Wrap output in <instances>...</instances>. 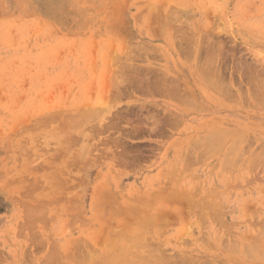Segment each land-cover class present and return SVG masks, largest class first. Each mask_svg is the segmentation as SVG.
<instances>
[{
	"label": "rangeland",
	"instance_id": "1",
	"mask_svg": "<svg viewBox=\"0 0 264 264\" xmlns=\"http://www.w3.org/2000/svg\"><path fill=\"white\" fill-rule=\"evenodd\" d=\"M263 151L264 0H0V264H264Z\"/></svg>",
	"mask_w": 264,
	"mask_h": 264
},
{
	"label": "bare ground",
	"instance_id": "2",
	"mask_svg": "<svg viewBox=\"0 0 264 264\" xmlns=\"http://www.w3.org/2000/svg\"><path fill=\"white\" fill-rule=\"evenodd\" d=\"M175 11H176V10H175ZM172 18H173V17H172ZM170 19H171V18H170ZM173 19H174V18H173ZM175 19H176V18H175ZM177 19H178V18H177ZM176 22H177V21H176ZM177 27H178V26H177ZM173 28H174V27H173ZM174 29L176 30V28H174ZM174 29H173V30H174ZM179 30H180V29H179ZM175 32L177 33L178 31L176 30ZM173 33H174V32H173ZM184 39H185V38H184ZM185 40H186V39H185ZM187 40H188V39H187ZM173 41H174V40H173ZM187 42H188V41H187ZM191 42H192V41H191ZM189 43H190V42H189ZM187 46H188V45H187ZM180 47H181V46H180ZM184 47H185V46H184ZM186 49H187V48H186ZM208 65H209V64H208ZM209 70H210V69H209ZM209 70H208V71H209ZM206 71H207V70H206ZM125 77H126V76H125ZM137 77H139V75H138ZM157 77H158V76H157ZM161 77H162V76H161ZM131 78H132V77H131ZM131 78H130V79H131ZM163 78H164V77H163ZM130 79H129V80H130ZM136 79H137V78H136ZM167 79H168V78H167ZM149 80H150V79H149ZM165 81H166V79H165ZM167 81H168V80H167ZM120 82H121V81H120ZM159 82H160V81H159ZM118 83H119V82H118ZM144 83H145V82H144ZM150 83H151V82H150ZM166 83H167V82H166ZM151 84H152V83H151ZM159 84H160V83H159ZM122 85H123V84H122ZM148 85H149V84H148ZM156 85H157V84H156ZM218 85H219V84H218ZM120 86H121V85H120ZM144 86H145V85H144ZM160 86H161V85H160ZM160 86H158V87H160ZM154 87H155V86H154ZM153 89H154V88H153ZM156 89H157V88H156ZM170 89H171V88H170ZM154 90H155V89H154ZM168 90H169V89H168ZM177 90H178V89H177ZM221 90H222V89H221ZM257 92H259V91H257ZM163 93H164V92H163ZM171 93H173V92L171 91ZM175 94H176V93H175ZM165 95H166V94H165ZM184 95H185V94H184ZM166 96H167V95H166ZM173 97H175V96H173ZM179 97H180V96H179ZM176 99H177V98H176ZM173 100H174V99H173ZM178 100H181V98L178 99ZM261 103H262V101H261ZM181 106H182V105H181ZM87 112H88V111H87ZM87 112H86V113H87ZM87 114H88V113H87ZM91 115H92V113H91ZM91 115L89 116V118L91 117ZM87 116H88V115H87ZM92 116H93V115H92ZM89 118H88V119H89ZM79 119H80V117H79ZM81 119H82V118H81ZM85 119H86V118H85ZM88 119H87V120H88ZM69 120H70V119H69ZM72 120H73V119H72ZM72 120H71V121H72ZM83 121H84V118H83ZM172 121H173V120H172ZM66 122H67V121H66ZM78 123H79V122H78ZM68 124H69V123H68ZM70 124H72V123H70ZM74 124L77 125V123H74ZM74 124H72V125H74ZM174 125H175V124H174ZM169 127H170V126H169ZM220 132H221V131H220ZM218 134H219V132H218ZM220 134H222V133H220ZM220 138H222L221 135H220ZM223 138H224V137H223ZM214 140H215V139H214ZM210 142H212V141H210ZM215 142H216V141H215ZM207 143H209V142H207ZM209 145H212V144H209ZM215 145H216V144H215ZM215 145H214V146H215ZM212 147H213V146H212ZM218 147H219V146H218ZM232 148H233V147H232ZM209 149H211V148H209ZM229 150H230V149H229ZM233 150H234V149H233ZM214 152H215V151H214ZM263 152H264V151H263ZM214 154H215V153H214ZM227 154H228V153H227ZM262 154H263V153H262ZM235 155H236V154H235ZM258 157H260V156H258ZM231 158H232V157H231ZM231 158H230V159H231ZM224 159H225V158H224ZM224 159H223V160H224ZM253 159H254V158H253ZM226 160H227V159H226ZM227 161H229V160H227ZM231 161H232V160H231ZM258 161H259V160H257V162H258ZM228 163H229V162H228ZM228 163H227V164H228ZM255 163H256V162H255ZM263 163H264V162H263ZM230 164H231V163H230ZM223 167H224V166H223ZM250 167H251V166H250ZM226 168H227V167H226ZM229 169H230V167H229ZM230 170H231V169H230ZM225 171H226V169H225ZM223 172H224V171H223ZM210 205H211V204H210ZM37 206H38V205H37ZM204 207H205V206H204ZM210 208H211V207H210ZM147 228H148V227H147ZM261 228H262V226H261ZM136 229H138V228H136ZM142 229H143V228H142ZM142 229H141V230H142ZM262 229H263V228H262ZM260 232H262V230H261ZM135 233H136V232H135ZM263 234H264V233H263ZM138 235H139V233H138ZM144 235H145V234H144ZM261 235H262V233H261ZM261 237H262V236H261ZM263 237H264V236H263ZM121 238H122V236H121ZM134 238H136V236H135ZM123 239H125V238H123ZM256 239H257V237H256ZM260 239H261V238H260ZM118 240H119V239H118ZM125 240H126V239H125ZM140 240H141V239H140ZM144 240H145V239H144ZM122 241H123V240H122ZM124 242H125V241H124ZM136 242H137V241H136ZM147 242H148V241H147ZM119 243H120V242H119ZM141 243H142V242H141ZM150 243H151V242H150ZM127 244H128V243H127ZM137 244L139 245V243H137ZM129 245H130V244H129ZM132 246H133V245H132ZM251 246H252V245H251ZM127 247H128V246H127ZM127 247H126V248H127ZM135 247H136V245H135ZM137 247H138V246H137ZM232 247H233V246H232ZM234 247H235V246H234ZM234 247H233V248H234ZM237 247H238V246H237ZM244 248H245V247H244ZM246 248H249V247L247 246ZM251 248H253V247H251ZM254 248H255V247H254ZM129 249H130V248H129ZM229 249H230V248H229ZM132 250H134V249H132ZM139 250H140V249H139ZM154 250H155V249H154ZM231 250H232V249H231ZM253 250H254V249H252V251H253ZM255 250H256V249H255ZM121 251H122V250H121ZM124 251H125V250H124ZM140 251H141V250H140ZM155 251H156V250H155ZM111 252H112V251H111ZM245 252H246V250H245ZM247 252H249V251H247ZM242 253H243V252H242ZM126 254H127V253H126ZM243 254H244V253H243ZM116 255H117V254H116ZM247 255H248V254H247ZM114 256H115V255H114ZM123 256H124V254H123ZM157 256L159 257V255H157ZM248 256H251V255H248ZM130 257H131V256H130ZM158 257H157V258H158ZM110 258H111V257H110ZM116 258H117V257H116ZM116 258H115V259H116ZM123 258H125V256H124ZM127 258H128V256H127ZM137 258H138V257H137ZM138 259H139V258H138ZM142 259H144V258H142ZM148 259H149V258H148ZM159 259H160V257H159ZM105 260H107V259H105ZM105 260H104V261H105ZM116 260H117V259H116ZM116 260H114V261H116ZM126 260H127V259H126ZM126 260H125V261H126ZM146 260H147V259H146ZM160 260L162 261V259H160ZM166 260H167V259H166ZM93 261H94V260H93ZM107 261H109V260H107ZM107 261H106V262H107ZM110 261H111V260H110ZM139 261H140V260H139ZM141 261H142V260H141ZM141 261H140V262H141ZM144 261H145V260H144ZM149 261H150V260H149ZM149 261H147V262H149ZM158 261H159V260H158ZM112 262H113V261H112ZM164 262H165V261H164ZM98 263H99V262H98ZM102 263H103V262H102ZM115 263H117V262H115ZM150 263H152V262H150ZM158 263H159V262H158ZM165 263H166V262H165ZM103 264H105V263H103ZM107 264H108V263H107ZM112 264H114V263H112ZM119 264H121V263L119 262ZM138 264H139V263H138ZM142 264H143V263H142ZM153 264H154V262H153ZM159 264H160V263H159ZM161 264H162V263H161ZM163 264H164V263H163ZM166 264H167V263H166ZM168 264H169V263H168Z\"/></svg>",
	"mask_w": 264,
	"mask_h": 264
}]
</instances>
